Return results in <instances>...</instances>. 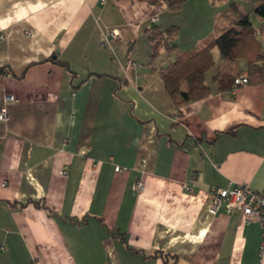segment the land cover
Here are the masks:
<instances>
[{"label": "crops", "instance_id": "obj_1", "mask_svg": "<svg viewBox=\"0 0 264 264\" xmlns=\"http://www.w3.org/2000/svg\"><path fill=\"white\" fill-rule=\"evenodd\" d=\"M221 7L0 0V264H264L260 222L209 212L211 188L264 190V80L221 88L213 66L177 106L159 75L175 55L150 40L174 27L192 51L233 26Z\"/></svg>", "mask_w": 264, "mask_h": 264}, {"label": "trees", "instance_id": "obj_2", "mask_svg": "<svg viewBox=\"0 0 264 264\" xmlns=\"http://www.w3.org/2000/svg\"><path fill=\"white\" fill-rule=\"evenodd\" d=\"M187 0H163L169 11H177ZM226 0H212L220 3ZM233 16V26L224 30L216 37H208L194 50L176 53L172 42L177 34L174 27L165 33L158 32L152 27L150 40L153 49L163 41L167 54L174 53V60L159 71L166 91L174 99L175 105L204 98L209 88L205 84V73L213 66H217L215 80L221 88L230 89L234 86V79L243 70L248 73L249 82H262L264 80V48L256 40L257 30L250 23L245 8L238 4H230ZM254 13L264 19V0H255ZM217 50L219 61L216 65L212 51ZM243 61V64L241 63ZM11 74L7 68H0V75ZM183 86L185 88H183ZM36 207L41 206L34 202Z\"/></svg>", "mask_w": 264, "mask_h": 264}, {"label": "built area", "instance_id": "obj_3", "mask_svg": "<svg viewBox=\"0 0 264 264\" xmlns=\"http://www.w3.org/2000/svg\"><path fill=\"white\" fill-rule=\"evenodd\" d=\"M104 2V0H101ZM157 22L156 16L151 18V23ZM117 37L115 30H109L104 38V43H107L110 38ZM248 83L246 76H238L234 79V88ZM11 100V98H8ZM8 119L7 111L4 107L0 108V122H6ZM119 166L115 167V171H120ZM192 181V180H191ZM4 185V184H2ZM136 190L142 189L141 182L135 185ZM189 189V186H186ZM212 201L209 207V212L215 214L221 205L225 204L228 208H237L241 211L244 222L249 223L258 221L264 226V190L256 191L247 185H235L227 188H211Z\"/></svg>", "mask_w": 264, "mask_h": 264}, {"label": "rangeland", "instance_id": "obj_4", "mask_svg": "<svg viewBox=\"0 0 264 264\" xmlns=\"http://www.w3.org/2000/svg\"><path fill=\"white\" fill-rule=\"evenodd\" d=\"M232 3H238L242 5L248 11V13H250V23L253 24V26H255L254 18H258V17L254 13L251 12L252 9L254 8L255 0H227L225 2L215 3V8H217L218 6H222L220 8L221 10L219 9V11H223L221 13L224 14V10L229 9L230 4ZM214 58H216V55L214 56ZM214 70L215 69H213L211 72H215Z\"/></svg>", "mask_w": 264, "mask_h": 264}, {"label": "water", "instance_id": "obj_5", "mask_svg": "<svg viewBox=\"0 0 264 264\" xmlns=\"http://www.w3.org/2000/svg\"><path fill=\"white\" fill-rule=\"evenodd\" d=\"M56 54H57V52H56Z\"/></svg>", "mask_w": 264, "mask_h": 264}]
</instances>
